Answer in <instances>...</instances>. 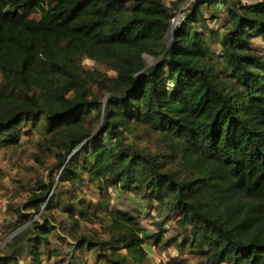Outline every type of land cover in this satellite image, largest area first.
Wrapping results in <instances>:
<instances>
[{"label":"trees","instance_id":"trees-1","mask_svg":"<svg viewBox=\"0 0 264 264\" xmlns=\"http://www.w3.org/2000/svg\"><path fill=\"white\" fill-rule=\"evenodd\" d=\"M224 6L214 56L213 33L200 25ZM175 11L183 22L173 29ZM257 36L264 1L0 0V149L18 142L21 127L40 126L58 152L56 174L37 178L17 210L25 229L0 264L20 255L26 264H85L86 252L93 264H152L149 233L109 205L111 191L156 204L166 219L175 213L176 232L188 231L178 247L188 243L204 264H264ZM85 58L114 74L83 67ZM57 232L72 242L51 246Z\"/></svg>","mask_w":264,"mask_h":264},{"label":"rangeland","instance_id":"rangeland-1","mask_svg":"<svg viewBox=\"0 0 264 264\" xmlns=\"http://www.w3.org/2000/svg\"><path fill=\"white\" fill-rule=\"evenodd\" d=\"M171 0H164L168 7ZM243 4H256L264 0H240ZM227 7H222L219 18L217 20L209 19L204 25H200L202 30L211 29V36H207L210 54L217 55L219 52V42L216 38L217 34L225 22L228 21ZM178 11H175L177 14ZM206 35L207 32L205 31ZM168 40V39H167ZM250 46L257 51H264V37L257 36L250 40ZM147 63L152 64L154 59L150 56H145ZM85 68H98L104 70L102 66L95 64L90 59L85 58L82 62ZM108 75L114 73L107 71ZM40 126L36 127H21L17 130L18 142L6 149H0V252H10L12 242L15 240V235L25 229L24 226L17 224L20 222L19 212L20 206L27 200L29 191L35 188L37 178L47 180L50 172L56 174L54 165L56 164L57 153L56 149H52L47 140L48 135L41 131ZM48 143H47V142ZM139 144H148L153 151L158 150L155 147V141L149 142L145 138L135 139ZM56 150V151H55ZM38 158V161L36 160ZM88 200H93L97 204L100 198L94 189L86 190ZM109 205L119 207L122 210L128 211L138 216L142 226L147 230L150 237H144V246L148 254V262L152 264H204L201 257L197 256L188 248V243L182 248L178 247L183 237L188 234L187 230L181 233L176 232L175 213H170L169 218L161 212L156 204L152 206H143L142 200L137 196L129 195L126 192H121L117 195L115 192H110L108 195ZM24 214L28 211H22ZM59 219L58 214H54ZM40 220L39 213L33 215V219ZM40 218V219H39ZM164 220L162 224L163 230L159 232L158 224ZM161 227V228H162ZM159 233L160 238L156 233ZM58 233V232H57ZM174 241V242H173ZM51 246L65 245L72 242L71 239L65 238L62 233L52 237ZM5 244L8 247L4 246ZM85 264H93L94 258L91 253H85ZM62 258V257H61ZM58 260V259H56ZM59 263V262H58ZM54 259H44V264H58ZM19 264H26L23 255L19 256ZM99 264V263H98Z\"/></svg>","mask_w":264,"mask_h":264},{"label":"built area","instance_id":"built-area-1","mask_svg":"<svg viewBox=\"0 0 264 264\" xmlns=\"http://www.w3.org/2000/svg\"><path fill=\"white\" fill-rule=\"evenodd\" d=\"M183 22V16L182 13L178 12L172 19H171V23H172V28L175 29L178 26H180V24Z\"/></svg>","mask_w":264,"mask_h":264}]
</instances>
